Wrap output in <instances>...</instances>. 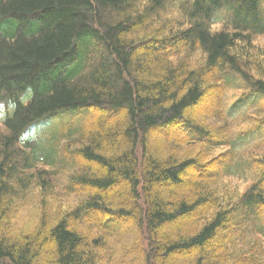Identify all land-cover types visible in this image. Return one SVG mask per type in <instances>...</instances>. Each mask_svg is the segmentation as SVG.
<instances>
[{
    "label": "trees",
    "instance_id": "16d2710c",
    "mask_svg": "<svg viewBox=\"0 0 264 264\" xmlns=\"http://www.w3.org/2000/svg\"><path fill=\"white\" fill-rule=\"evenodd\" d=\"M168 1L0 0V103L16 104L1 120L0 264H264V61L246 55L264 0H186L159 32ZM209 94L217 108L194 115ZM247 110L256 129L211 136L208 117ZM196 143L228 146V162L208 167ZM37 164L78 200L17 229L11 202ZM237 174L250 183L229 193L220 179Z\"/></svg>",
    "mask_w": 264,
    "mask_h": 264
},
{
    "label": "rangeland",
    "instance_id": "374dc122",
    "mask_svg": "<svg viewBox=\"0 0 264 264\" xmlns=\"http://www.w3.org/2000/svg\"><path fill=\"white\" fill-rule=\"evenodd\" d=\"M185 1L186 0H169L163 10L159 12L158 17L151 22L152 29L159 32L164 31L166 33L168 28H164L165 24L168 26L171 25L172 29L179 27L180 23L184 21L181 5L185 3ZM140 2L141 5H143L146 0H140ZM220 27L221 25H215L213 29H219ZM246 55L248 59L252 61L255 59L264 61V34L254 37L251 44L247 46ZM179 56L180 58H186L187 53L182 51ZM199 56L200 53H195L192 55L191 59L195 60ZM173 60L176 63V58H173ZM251 71L252 74L256 75V71L254 69ZM241 89L242 88H234L226 90L225 94H223V98H220L221 102L218 101V108L212 98L214 94H209L205 100L202 101L200 107L194 109V115L199 113L201 110H213L215 107L217 108L216 112H218L219 110L223 109V104H225V106L229 105L234 99L239 97L244 91ZM5 108H7V106ZM241 111L242 110L240 108L239 114ZM261 118L262 115L260 112H256L255 110H247L240 118L227 119L223 115L221 117L216 115L214 117L210 116L207 119V123H209V132L212 137H221V139H224L226 136L227 139V137L229 138L231 135L234 136L237 135V133L249 132L256 129V125ZM4 134H6V129L0 120V139ZM40 134L43 138H47L49 136V131L46 129L41 131ZM154 138L158 139L159 137L154 136ZM157 139L156 141L155 139L151 140L152 145H155ZM68 146L70 148L73 147L72 144H69ZM201 148H204L202 144H194L191 146L192 154H199ZM206 151L207 159H211L210 163H212L210 166L207 164L208 167L215 169L217 166L226 164L228 162V146H218L217 148L215 146L213 148L208 147V150ZM249 151H252V153ZM64 152L65 151H63V153ZM260 152V148H258L256 145L252 149H245V151H240L238 154L241 153L243 158L251 159L253 158L254 154L257 156L261 154ZM204 165L206 166V164ZM52 171L53 170L50 167L43 164H37L36 168L32 170H23V174H25L27 177H30L31 181L26 193L23 196L15 198V200L11 202V216L9 214V218H11V223L13 224L14 228H28V230L31 228L33 229V226L40 219L44 211L54 213L59 208H64L67 205L75 204L77 202L78 195H67V190L65 189V185L67 184V174L64 173L52 176ZM43 177H51V180L47 181L46 184L43 185L45 188L40 187L42 182L40 183L39 179H42ZM247 177L250 176L247 175ZM243 178L244 177L240 176L239 174L232 177L223 176V178L220 179V182L221 184L227 186V191L229 193H241L250 183V178L247 180H244ZM36 179L39 181L36 182Z\"/></svg>",
    "mask_w": 264,
    "mask_h": 264
},
{
    "label": "clouds",
    "instance_id": "9594fccd",
    "mask_svg": "<svg viewBox=\"0 0 264 264\" xmlns=\"http://www.w3.org/2000/svg\"><path fill=\"white\" fill-rule=\"evenodd\" d=\"M31 94V89H28L27 95ZM21 102L26 103L27 102V96L21 97ZM16 108V104L14 102H9L7 108H5V105L3 103H0V120H2L5 117V113L11 114V112Z\"/></svg>",
    "mask_w": 264,
    "mask_h": 264
}]
</instances>
